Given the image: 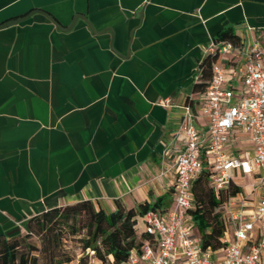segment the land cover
<instances>
[{"label":"crops","instance_id":"crops-1","mask_svg":"<svg viewBox=\"0 0 264 264\" xmlns=\"http://www.w3.org/2000/svg\"><path fill=\"white\" fill-rule=\"evenodd\" d=\"M20 18L0 28L4 232L80 201L109 213L166 196L169 209L173 175L161 173L182 148L184 108L205 127L202 48L224 30L264 40V0H0V26ZM226 152L250 165L246 135L232 133ZM230 173L252 209L256 175Z\"/></svg>","mask_w":264,"mask_h":264},{"label":"built area","instance_id":"built-area-1","mask_svg":"<svg viewBox=\"0 0 264 264\" xmlns=\"http://www.w3.org/2000/svg\"><path fill=\"white\" fill-rule=\"evenodd\" d=\"M208 56L215 61L197 104L204 130L193 126L191 112L185 107L182 148L161 173L173 175L172 205L162 213L144 216V232L153 242L144 244L139 255L130 252L124 264H264V195L252 209H246L235 196L228 198L223 209L227 216H222V248L201 250L193 233L188 214L191 183L203 168L209 171L214 190L225 187L232 181L230 172L239 169L241 174L254 173L264 191V40L233 44L210 39L202 48V59ZM167 103L158 101L161 106ZM232 133L248 137L250 165L226 152Z\"/></svg>","mask_w":264,"mask_h":264},{"label":"trees","instance_id":"trees-1","mask_svg":"<svg viewBox=\"0 0 264 264\" xmlns=\"http://www.w3.org/2000/svg\"><path fill=\"white\" fill-rule=\"evenodd\" d=\"M214 40L238 43L237 36L230 30L222 31ZM213 61L215 58L208 56L198 66L195 89L199 93L210 80ZM208 177L209 171L203 168L192 181V206L188 214L200 249L215 251L224 246L221 213L228 198L237 195L240 188L230 181L225 187L214 190ZM165 197L131 209L116 202L109 213L90 201L49 208L21 221L24 234H19L18 229L13 233L0 230V264H70L73 257L64 249L66 240L78 245L80 256L75 264H124L130 252L139 255L144 244L153 242L144 232L143 218L148 212H164ZM30 236L38 237V247L27 242Z\"/></svg>","mask_w":264,"mask_h":264},{"label":"rangeland","instance_id":"rangeland-1","mask_svg":"<svg viewBox=\"0 0 264 264\" xmlns=\"http://www.w3.org/2000/svg\"><path fill=\"white\" fill-rule=\"evenodd\" d=\"M241 183L243 184V186L246 185L245 184L246 182H241ZM17 229L19 230V234H24V231H23L20 224L17 226ZM14 231L15 230L9 231L7 233H13ZM27 242L29 244L35 246V247L39 246V241H38L37 236H30L29 239L27 240ZM77 246H78L77 243H75L74 241H71V240H66L64 243V249L66 250V252H68L73 257V260L71 261L70 264H75L77 258L80 256L79 249L77 248ZM93 263L97 264L96 262H93Z\"/></svg>","mask_w":264,"mask_h":264},{"label":"water","instance_id":"water-1","mask_svg":"<svg viewBox=\"0 0 264 264\" xmlns=\"http://www.w3.org/2000/svg\"><path fill=\"white\" fill-rule=\"evenodd\" d=\"M45 17H47L46 15H44ZM48 18V17H47ZM24 18H20V19H17V20H13V21H10V22H6V23H4V24H2L1 26H0V28H3V27H7V26H10V25H15V24H17V23H19L21 20H23ZM48 19H50V18H48ZM52 23H53V25L56 27V28H58V26L52 21Z\"/></svg>","mask_w":264,"mask_h":264}]
</instances>
